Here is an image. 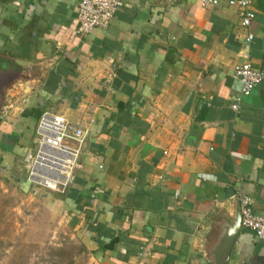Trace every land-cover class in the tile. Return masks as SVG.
I'll use <instances>...</instances> for the list:
<instances>
[{
    "label": "crops",
    "instance_id": "0c3cea01",
    "mask_svg": "<svg viewBox=\"0 0 264 264\" xmlns=\"http://www.w3.org/2000/svg\"><path fill=\"white\" fill-rule=\"evenodd\" d=\"M77 3L0 0V184L31 191L24 157L56 113L86 135L72 183L44 199L85 264H212L236 197L264 217V82L231 107L235 67L264 71V0L248 27L226 0H128L84 36ZM227 264H264V242L241 226Z\"/></svg>",
    "mask_w": 264,
    "mask_h": 264
},
{
    "label": "built area",
    "instance_id": "2783aa9c",
    "mask_svg": "<svg viewBox=\"0 0 264 264\" xmlns=\"http://www.w3.org/2000/svg\"><path fill=\"white\" fill-rule=\"evenodd\" d=\"M128 0H78L76 10L79 36L88 34L94 28H105ZM201 6H213L218 0H198ZM253 0H226L236 7L241 24L248 27L254 18L250 9ZM253 35L247 33L246 47ZM234 77L240 81V96L231 105L238 110L241 97H248L260 82H264V71L255 68L248 59L234 69ZM86 131L64 120L56 113L45 111L36 126L35 149L27 152L26 180L31 187H42L50 191L63 192L72 183L79 166V155ZM71 143L74 144L71 145ZM241 226L250 229L256 238L264 242V217L253 212L252 200L248 195L238 196Z\"/></svg>",
    "mask_w": 264,
    "mask_h": 264
},
{
    "label": "rangeland",
    "instance_id": "374dc122",
    "mask_svg": "<svg viewBox=\"0 0 264 264\" xmlns=\"http://www.w3.org/2000/svg\"><path fill=\"white\" fill-rule=\"evenodd\" d=\"M0 184V264H85L86 255L60 210L44 199L50 191L20 192Z\"/></svg>",
    "mask_w": 264,
    "mask_h": 264
},
{
    "label": "water",
    "instance_id": "95a60500",
    "mask_svg": "<svg viewBox=\"0 0 264 264\" xmlns=\"http://www.w3.org/2000/svg\"><path fill=\"white\" fill-rule=\"evenodd\" d=\"M13 61L20 65L22 68H27L32 65L40 67L47 66V60H39L36 62L29 61L23 58H13ZM223 219L221 226L222 231L218 232L217 241L210 250L212 264H227L229 261L230 253L233 248L236 237L241 228V214L239 209L238 197L234 200V206L231 212H222L219 215Z\"/></svg>",
    "mask_w": 264,
    "mask_h": 264
}]
</instances>
